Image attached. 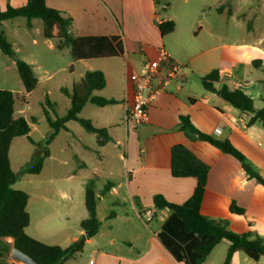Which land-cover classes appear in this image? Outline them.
<instances>
[{"label": "crops", "instance_id": "crops-1", "mask_svg": "<svg viewBox=\"0 0 264 264\" xmlns=\"http://www.w3.org/2000/svg\"><path fill=\"white\" fill-rule=\"evenodd\" d=\"M218 1V13L228 11L234 15L232 6H226L224 0ZM26 2L0 0V11H5L8 6L22 7ZM46 4L72 20L71 32L75 36L114 37L123 48L121 56L102 58L101 64L90 63L99 59L76 61L89 67L82 77L88 71H102L107 86L96 94L117 101L111 106H96L100 111L89 117L85 115L92 105L87 104L80 116L90 120L96 128L107 130L111 140L103 146L93 133L98 146L104 148L114 144V148H120L125 145V150L115 156L101 155L99 164H108L107 182H102L104 188L109 185V190L104 195V189L96 188L99 231L87 238L80 254L64 264H224L230 246L228 241L218 244L202 260L199 247L203 240L186 232L181 219L171 210L155 206L157 195L174 205H183L196 188L195 178H175L172 175L171 151L176 145H184L210 167L201 215L216 221H228V229L235 234L253 231L264 236V186L249 179L236 158L207 142L188 139L179 128L180 118L188 117L199 131L230 141L264 178V125L259 121L251 124L254 114L242 113L202 85L203 77L218 70L220 83L216 84L217 88L226 85L230 90L240 89L254 100L255 95L262 92L264 79V74L255 75V71L263 67L257 68L252 63L257 54L264 56L261 42L232 44L227 42L223 28L213 26H190L180 35H176L175 28L170 37H163L159 24L170 19L160 18L159 0H46ZM34 20L30 29L34 28ZM34 44H37L36 40ZM162 48L183 68L151 106L149 122L135 127L126 121L132 98L130 75L145 61L157 59ZM162 74H166V70ZM255 109L259 110L256 106ZM72 123L78 122H69L68 130H62L50 146L62 133H72ZM33 127L31 125L30 135ZM16 139L10 151L11 163ZM27 139L42 148L33 139L34 142ZM67 147L71 149L69 143ZM51 161H58L60 166L69 164L68 160L60 159L50 150L41 173ZM112 162H116L113 168L110 166ZM12 168L17 172L13 163ZM96 171V175L102 177L98 168ZM60 176L57 180H50L52 188L45 189L62 192L67 197L65 184L75 181L77 176L70 172H61ZM86 179L79 181L84 189L83 207L74 202L63 206L55 204L47 194L41 196L42 204L32 205L30 196L28 235L63 248L81 236H87L89 232L81 228L82 221L88 218L85 186L90 180ZM106 196L110 202L102 206ZM233 203L244 209L245 214L231 212ZM146 213L152 215L149 221ZM52 221L55 226L46 227ZM9 256L0 257V264H14ZM231 264H264V257L254 262L243 252H236Z\"/></svg>", "mask_w": 264, "mask_h": 264}, {"label": "trees", "instance_id": "trees-1", "mask_svg": "<svg viewBox=\"0 0 264 264\" xmlns=\"http://www.w3.org/2000/svg\"><path fill=\"white\" fill-rule=\"evenodd\" d=\"M15 18H26L29 27H32V20L42 19L44 38L56 41L61 50L69 49L75 61L113 58L123 54V48L117 38L75 36L71 32L72 20L63 16L60 11L47 6L46 0H27L22 7L8 6L5 11H0V24ZM175 28L176 23L173 20L162 21L159 24V30L163 37L172 34ZM0 50L15 59L26 94L32 93L38 85L35 70L31 64L16 57L11 43L1 30ZM254 64L256 63L254 62ZM219 83L218 70H213L202 78L205 90L216 93L242 113L254 114L251 124L259 121L264 125V108L255 109L254 100L240 89L230 90L226 85L217 88L216 84ZM262 84L264 88V79ZM106 86V76L102 71H88L80 82L73 84L71 90L63 89L71 101L70 108L61 118L53 119L47 114V120L53 132L48 137L43 151L37 156L34 164L21 172L13 170L10 151L16 138L25 136L34 142L30 137L31 126L25 118L16 117L15 94L9 90H0V257H8L11 249L16 247L39 264H64L83 251L87 238L98 233L100 222L97 216L98 197L94 180H90L85 186V207L88 218L81 223V228L85 232H89V235L81 236L78 241L66 248L48 245L28 235L27 229L31 218L27 207L30 196L25 191L15 189L14 185L26 174L39 175L41 173L46 159L50 157L49 146L62 130H68L67 124L71 121L78 122L88 132L96 134L101 146L111 140L106 129H98L90 120L80 116L87 104L97 107L117 104V101L113 99L96 94V92L104 90ZM32 123L35 121L32 120ZM179 128L188 139L207 142L223 153L236 158L248 178L264 186V178L258 173L253 163L230 141L220 140L199 131L188 117L180 118ZM171 155L173 177L195 178L197 185L192 197L185 204L174 205L163 196L157 195L154 198L155 206L158 209L171 210L181 219L186 232L195 234L203 240L199 247L202 260H205L218 244L228 241L230 246L224 264H231L236 252H243L252 261L259 262L264 257V236L253 231L235 234L228 229V221H216L201 215L200 209L210 167L184 145L174 146ZM108 190L109 185L107 184L103 193ZM230 210L233 213L245 214V210L234 203ZM8 239H12V243L8 242Z\"/></svg>", "mask_w": 264, "mask_h": 264}, {"label": "rangeland", "instance_id": "rangeland-1", "mask_svg": "<svg viewBox=\"0 0 264 264\" xmlns=\"http://www.w3.org/2000/svg\"><path fill=\"white\" fill-rule=\"evenodd\" d=\"M218 2V0H159V16L161 19H170L176 23V35L185 33L190 26H213L224 29V36L229 43L254 44L261 42V46L264 48V0H224L226 6L230 5L235 9L234 15L229 14L228 11L218 13L216 10ZM0 30L4 32L11 43L16 57L33 66L39 81L36 89L31 94H26L15 59L0 50V90H9L15 94L16 117L21 116L28 121L30 126H34L32 135H30L31 139L42 147L40 149L34 146L25 136L16 139L12 148V163L14 169L21 172L34 164V158L38 152L43 151L48 137L53 132L48 123L47 114L53 119L61 118L70 108L71 101L63 89L71 90L73 84L80 82L83 78L82 74L89 67L81 62H76L69 49L61 50L56 41L44 38L42 19H35L34 28L30 29L26 18H15L4 22L0 26ZM170 36L171 34L168 35V37ZM35 40L37 44H34ZM102 61L99 59L90 63L101 64ZM252 63L257 68L263 67L262 70H256L255 75H263L264 56L257 54L252 58ZM261 90L263 97H261V93L254 97L255 106L259 109L264 108V88L262 87ZM47 93L48 97H46ZM89 107L86 117L96 115V112L100 111L96 106ZM32 120L35 123H32ZM70 127L71 134L62 133L54 144L49 146L55 156L68 160L69 164L60 166L58 161L48 162L43 173L39 175L26 174L19 183L14 185L16 189L25 191L31 196L32 205L42 204L41 196L47 194L55 204L63 206L74 202L83 207L84 189L79 181L86 178L94 180L96 188L103 190L102 180L107 182L106 172L108 169L106 165L108 164H99L101 155L115 156L125 150V145L120 148H114V144H109L104 148L100 147L96 144V136L80 124L72 123ZM67 143L70 144L71 149L67 147ZM83 163L86 164V167L83 166ZM110 166L115 167L116 162H112ZM96 168L101 171L102 177L96 175L98 174ZM61 172L63 174L70 172L77 176L75 181L65 184L67 197H64L62 192L46 191L53 187L50 180L52 178L57 180L61 177ZM88 180L86 179V181ZM109 199L106 196L101 205H108ZM50 224L55 226L52 221L46 227H52ZM10 242L12 243V241Z\"/></svg>", "mask_w": 264, "mask_h": 264}, {"label": "built area", "instance_id": "built-area-1", "mask_svg": "<svg viewBox=\"0 0 264 264\" xmlns=\"http://www.w3.org/2000/svg\"><path fill=\"white\" fill-rule=\"evenodd\" d=\"M182 68V65L162 48L157 59L145 61L139 70L131 73L132 98L128 104L126 117L128 124L137 127L149 122L151 106L165 92ZM164 70L166 74H162ZM145 217L149 221L152 215L146 213Z\"/></svg>", "mask_w": 264, "mask_h": 264}, {"label": "water", "instance_id": "water-1", "mask_svg": "<svg viewBox=\"0 0 264 264\" xmlns=\"http://www.w3.org/2000/svg\"><path fill=\"white\" fill-rule=\"evenodd\" d=\"M89 235V233H87ZM10 260L14 264H39L31 256L27 255L23 251L13 247L10 252Z\"/></svg>", "mask_w": 264, "mask_h": 264}]
</instances>
